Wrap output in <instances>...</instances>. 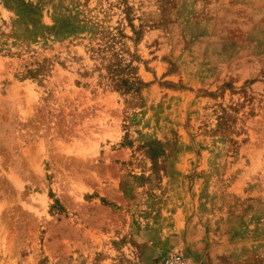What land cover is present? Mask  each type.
Listing matches in <instances>:
<instances>
[{
    "label": "rangeland",
    "instance_id": "obj_1",
    "mask_svg": "<svg viewBox=\"0 0 264 264\" xmlns=\"http://www.w3.org/2000/svg\"><path fill=\"white\" fill-rule=\"evenodd\" d=\"M175 250L264 264V0H0V264Z\"/></svg>",
    "mask_w": 264,
    "mask_h": 264
},
{
    "label": "built area",
    "instance_id": "obj_2",
    "mask_svg": "<svg viewBox=\"0 0 264 264\" xmlns=\"http://www.w3.org/2000/svg\"><path fill=\"white\" fill-rule=\"evenodd\" d=\"M159 264H192V262L180 251L169 253Z\"/></svg>",
    "mask_w": 264,
    "mask_h": 264
},
{
    "label": "trees",
    "instance_id": "obj_3",
    "mask_svg": "<svg viewBox=\"0 0 264 264\" xmlns=\"http://www.w3.org/2000/svg\"><path fill=\"white\" fill-rule=\"evenodd\" d=\"M122 82L124 83V81L122 80ZM125 84V83H124ZM140 84H142L141 82H140ZM125 85H127V84H125ZM127 91H129L130 90V88H128V89H126Z\"/></svg>",
    "mask_w": 264,
    "mask_h": 264
}]
</instances>
